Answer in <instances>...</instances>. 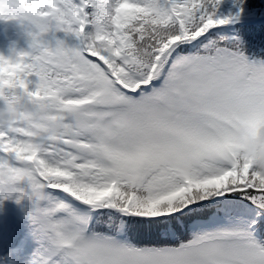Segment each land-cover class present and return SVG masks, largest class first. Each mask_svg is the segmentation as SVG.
I'll return each mask as SVG.
<instances>
[{
  "label": "snow or ice",
  "instance_id": "6c2138e0",
  "mask_svg": "<svg viewBox=\"0 0 264 264\" xmlns=\"http://www.w3.org/2000/svg\"><path fill=\"white\" fill-rule=\"evenodd\" d=\"M13 3L0 205L35 206L14 264H264V171L234 135L264 131V61L229 34L264 0Z\"/></svg>",
  "mask_w": 264,
  "mask_h": 264
},
{
  "label": "rangeland",
  "instance_id": "374dc122",
  "mask_svg": "<svg viewBox=\"0 0 264 264\" xmlns=\"http://www.w3.org/2000/svg\"><path fill=\"white\" fill-rule=\"evenodd\" d=\"M5 22V21H4ZM14 24V25H13ZM12 24V29H11V35L6 36L5 38L3 35H6L7 32L5 29L9 28H4L3 26V21L0 20V55H4L6 57H11L12 52L11 49L12 47L4 46L5 43L13 37V33H21V30H23V27L18 23L14 22ZM15 26H17L20 31H17L15 29ZM230 35H234L235 32L232 28L231 32L229 33ZM18 36V35H17ZM5 41V42H4ZM29 45V39L25 38L23 39L22 42L18 44L16 47L17 52H22L25 51V49ZM250 63L254 62H260L264 61L262 59H255L252 58L248 55H246ZM33 203H27V205L23 206L21 216H14L11 217L10 219V224L8 227V230L6 232L2 233L0 231V264H14V262H17L20 260L21 256L23 258L30 260L35 246L29 241L27 245H24V247L21 249V247H18L19 242L26 236H31V233L33 231V226L30 222V220L26 216V210H32ZM21 236L20 240L19 237ZM4 250L5 254H2V251Z\"/></svg>",
  "mask_w": 264,
  "mask_h": 264
},
{
  "label": "clouds",
  "instance_id": "9594fccd",
  "mask_svg": "<svg viewBox=\"0 0 264 264\" xmlns=\"http://www.w3.org/2000/svg\"><path fill=\"white\" fill-rule=\"evenodd\" d=\"M15 7L13 0H0V15L10 14ZM13 69L8 64H0V74L11 73ZM13 108H0V125L6 123L7 119L14 115ZM235 139L241 144L247 145V150L254 157V165L261 171H264V131H261L258 138H252L249 135L247 127L241 125L235 132ZM9 179L7 172H0V181Z\"/></svg>",
  "mask_w": 264,
  "mask_h": 264
},
{
  "label": "trees",
  "instance_id": "16d2710c",
  "mask_svg": "<svg viewBox=\"0 0 264 264\" xmlns=\"http://www.w3.org/2000/svg\"><path fill=\"white\" fill-rule=\"evenodd\" d=\"M251 37H254V35H252ZM257 38H264V34L258 35Z\"/></svg>",
  "mask_w": 264,
  "mask_h": 264
}]
</instances>
